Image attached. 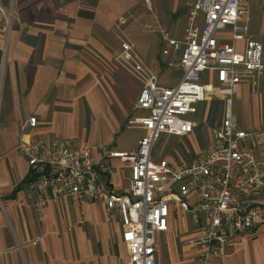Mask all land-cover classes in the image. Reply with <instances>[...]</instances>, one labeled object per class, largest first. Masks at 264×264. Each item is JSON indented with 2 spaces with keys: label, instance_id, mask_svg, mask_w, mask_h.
<instances>
[{
  "label": "crops",
  "instance_id": "obj_1",
  "mask_svg": "<svg viewBox=\"0 0 264 264\" xmlns=\"http://www.w3.org/2000/svg\"><path fill=\"white\" fill-rule=\"evenodd\" d=\"M12 1L15 17L10 31L7 15L0 12V264H131L120 219L114 225V251L109 245L111 226L103 203L50 202L44 218L39 219L35 197L27 186L31 169L18 151L21 126L35 115L38 124L26 132L29 140L85 139L96 163L102 162L106 149H135L144 134L139 125L131 123L145 114L136 107L142 85L113 65L120 47L117 22L125 15L130 17L128 33L145 61L160 74L167 70L163 33L184 35L194 0H0L2 10ZM263 12L261 7V25ZM149 21L158 28L156 44L141 38ZM250 24L251 34L264 43V25L258 31ZM172 71L179 72L178 82L181 71ZM237 96H244L246 105L243 110L240 102L236 117L257 135V151L264 165V76L258 89L242 85ZM207 102L199 113L205 119ZM223 116L213 126L198 119L190 134L169 136L190 139L201 126L203 130L208 127L207 145ZM133 128L139 131L131 135L128 130ZM201 142L192 145L201 147ZM110 165L113 172L102 178L117 190L127 191L128 180L121 169H127L130 161L111 158ZM201 232L202 226L190 215L171 214L167 229L158 235V263L195 264L197 249L191 241ZM222 263L264 264V221L242 233ZM210 264L221 263L213 259Z\"/></svg>",
  "mask_w": 264,
  "mask_h": 264
},
{
  "label": "built area",
  "instance_id": "obj_2",
  "mask_svg": "<svg viewBox=\"0 0 264 264\" xmlns=\"http://www.w3.org/2000/svg\"><path fill=\"white\" fill-rule=\"evenodd\" d=\"M251 4L252 0H194L184 35L163 33L165 68L181 71L173 85L160 82L122 28L128 19L120 17L115 61L142 85L136 107L145 114L131 123L144 134L135 149H106L102 162L96 163L89 141L29 140L26 132L37 127L38 119L33 115L24 120L18 151L31 169L27 186L39 219L50 202L103 203L108 220H121L131 264H159L158 235L167 229L171 214L190 215L202 226L191 241L197 249L195 264H210L213 259L223 264L229 246L264 221V165L258 137L242 126L233 109L241 86L256 90L264 76V43L251 34ZM155 27L145 25L150 31ZM217 97L224 100V116L204 152L188 161L155 156L163 134L193 132L201 105ZM111 158L130 161L127 169H121L127 191L102 178L114 170Z\"/></svg>",
  "mask_w": 264,
  "mask_h": 264
},
{
  "label": "rangeland",
  "instance_id": "obj_3",
  "mask_svg": "<svg viewBox=\"0 0 264 264\" xmlns=\"http://www.w3.org/2000/svg\"><path fill=\"white\" fill-rule=\"evenodd\" d=\"M13 4H14V1H12L11 6L8 5L7 7H4L3 8L4 10H2V8L0 6V12L4 16L7 15L6 17L9 20V22H6V25H8V27H6V28L9 31H10L11 25L13 23L12 22V17L14 16L13 14H15L14 9H13ZM261 7H264V0H252L251 13H250V19H252V21L250 23H253V27H252L253 30H258V31L262 30V27L264 25V24L261 25L262 22L258 21V20H260V17H261V15H260ZM263 14H264V12H263ZM125 16L128 19V21L122 28L124 29L127 36L134 42L133 38L128 33V26H127L130 23L129 20H131V19L129 16H127V15H125ZM149 22H147V23H149ZM150 23H152L154 26H156V24L154 22H150ZM171 28H173V27H171ZM157 29L158 28L155 27L154 31H150V30L146 29L145 27H143L142 30L144 31V34L142 37L141 36L140 37L144 38L146 40H150L153 44H156V43H158V40H159V34L157 32H155V31H157ZM116 38H117V41L119 43V41H120L119 32H118ZM118 49L119 48L117 47V49L114 53V58H113V65H115V67H120L119 65H117V63L115 61V56H116V52H118ZM111 66H112V63H111ZM176 75L178 76L179 72H176ZM176 75H175V72H173L170 69H167L166 71H161L159 74L160 80L162 82L170 83V84L177 82L178 77ZM202 79L204 82L209 81V78L207 76H204V77L202 76ZM237 95L234 97V105H233L234 113L236 116H237L238 107H239L240 102H241V105L243 107V110H244V107L246 105V98L244 96L239 97ZM222 100H223L222 98L217 97V98H214V99L208 101L207 102V110L208 111H207L206 119L202 115H198V117H199L198 119H201L203 124H205V122H206V124H208V125H212V123L215 122L216 120H220L223 116V107H222L223 104H222V102L224 100L223 101ZM243 110H242L241 115L244 114ZM206 128H208V127H206ZM206 128H205V130H203L204 128H203V126H201L200 130L203 133L201 131L195 132V134L190 137L191 141L189 138L172 137V136H169L168 134H163L162 138L160 139V141L158 142V144L155 147V154L157 156L158 155L173 156L176 158L175 160H180V159H182L181 157H187L188 158L189 156L190 157L194 156L199 152H204L206 149V144H204L206 142L205 138L207 139L208 135H209V130L208 129L206 130ZM136 131H139V129L133 128V129L128 130V132L131 133V135H132V133L133 134L136 133ZM199 140H202L201 145H200L201 147H194V145H192V143L195 144V142H197ZM106 221L111 226L110 227L111 239H110L109 245L112 248V251H114L113 249H114L115 243H114V234L113 233H114V225L116 223H115V221L108 220L107 218H106ZM165 254L168 257L167 252Z\"/></svg>",
  "mask_w": 264,
  "mask_h": 264
}]
</instances>
